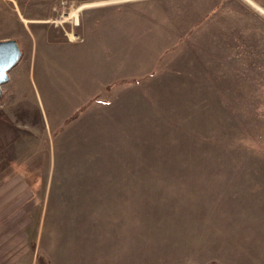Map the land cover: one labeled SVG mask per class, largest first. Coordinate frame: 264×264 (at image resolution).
I'll return each mask as SVG.
<instances>
[{
  "label": "rangeland",
  "instance_id": "374dc122",
  "mask_svg": "<svg viewBox=\"0 0 264 264\" xmlns=\"http://www.w3.org/2000/svg\"><path fill=\"white\" fill-rule=\"evenodd\" d=\"M8 39L0 178L32 227L118 264H264V0H0Z\"/></svg>",
  "mask_w": 264,
  "mask_h": 264
},
{
  "label": "crops",
  "instance_id": "0c3cea01",
  "mask_svg": "<svg viewBox=\"0 0 264 264\" xmlns=\"http://www.w3.org/2000/svg\"><path fill=\"white\" fill-rule=\"evenodd\" d=\"M29 108L20 109L17 116L34 126L30 118L35 116L29 114ZM22 137L0 119V155L1 151L13 155ZM11 163L15 168H21V164ZM13 186L23 188L15 193L17 188L13 189ZM27 186V178H0V264H75V261L79 264H118V257L103 249L101 242H95L105 238L95 237L100 233L92 229L46 228L43 222L32 227L27 221L26 203L35 197L29 198ZM38 200L45 199L39 197ZM29 233L35 234L34 242Z\"/></svg>",
  "mask_w": 264,
  "mask_h": 264
},
{
  "label": "water",
  "instance_id": "95a60500",
  "mask_svg": "<svg viewBox=\"0 0 264 264\" xmlns=\"http://www.w3.org/2000/svg\"><path fill=\"white\" fill-rule=\"evenodd\" d=\"M22 58V50L17 40L8 39L0 41V99L2 87L10 80V71Z\"/></svg>",
  "mask_w": 264,
  "mask_h": 264
},
{
  "label": "bare ground",
  "instance_id": "6f19581e",
  "mask_svg": "<svg viewBox=\"0 0 264 264\" xmlns=\"http://www.w3.org/2000/svg\"><path fill=\"white\" fill-rule=\"evenodd\" d=\"M77 19H78V15H75V17H74V22H75V24H76V22H77Z\"/></svg>",
  "mask_w": 264,
  "mask_h": 264
},
{
  "label": "trees",
  "instance_id": "16d2710c",
  "mask_svg": "<svg viewBox=\"0 0 264 264\" xmlns=\"http://www.w3.org/2000/svg\"><path fill=\"white\" fill-rule=\"evenodd\" d=\"M136 80V79H135ZM127 80H123V81H120V83H124V82H126Z\"/></svg>",
  "mask_w": 264,
  "mask_h": 264
}]
</instances>
